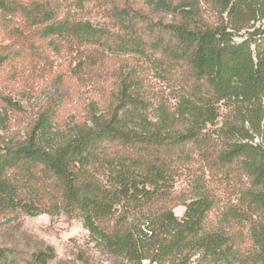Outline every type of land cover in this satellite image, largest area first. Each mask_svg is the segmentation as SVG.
<instances>
[{
  "label": "trees",
  "instance_id": "trees-1",
  "mask_svg": "<svg viewBox=\"0 0 264 264\" xmlns=\"http://www.w3.org/2000/svg\"><path fill=\"white\" fill-rule=\"evenodd\" d=\"M68 1L0 0V22L18 16L42 26L44 38L83 46L76 75L93 72L105 54H156L168 73L188 82L187 97L174 111L163 106L151 123L144 95L118 76L101 114L88 111L84 127L62 140L50 112L24 136L8 135L0 113V214L77 216L91 242L130 264H189L195 257L264 264V0H145L171 16L166 23H153L128 0H102L111 29L60 19L59 4ZM0 103L18 107L2 96ZM220 105L230 112L209 132ZM194 152L241 188L237 205L220 211L216 223L208 219L209 196L184 203L181 218L173 213V182ZM54 257L47 247L25 264ZM0 264H19L15 251L0 248Z\"/></svg>",
  "mask_w": 264,
  "mask_h": 264
},
{
  "label": "rangeland",
  "instance_id": "rangeland-1",
  "mask_svg": "<svg viewBox=\"0 0 264 264\" xmlns=\"http://www.w3.org/2000/svg\"><path fill=\"white\" fill-rule=\"evenodd\" d=\"M21 1L29 6L47 0ZM72 1L59 4L63 11L60 19L68 15L72 21L111 29V19L102 0ZM128 2L133 9L146 13L153 23H166L171 19L169 14L151 11L145 0ZM201 8L205 15H210L205 6ZM42 30V26H29L18 16L6 17L0 22V96L18 105L12 110L0 103L8 135H26L42 114L50 112L54 137L57 140L70 138L88 122V111L101 114V106L108 96L116 94L118 76L125 77L139 96L144 95L148 110L143 114L151 123L157 120L163 106L174 111L182 98L187 97L188 82L182 76L168 73L159 56L152 53L132 57L105 54L96 61L93 72L87 74L84 70L76 75L73 70L85 57L80 52L87 50L78 44H57L53 39L44 38ZM229 112L220 105L219 119L214 126L208 125L207 130L218 129ZM0 135H4L1 126ZM179 168L172 188L177 204L173 210L176 217H182L184 203L195 197L209 196L214 201V209L208 219L216 223L220 211L237 205L240 200L239 185L211 170L197 152L192 154L187 166ZM245 235H248V228ZM47 247H51L55 255L47 264H130L123 256L91 242L77 216L70 217L62 212L56 216L34 217L22 213L0 214V248L15 251L19 264H25L33 253ZM189 264L210 263L199 262L195 257Z\"/></svg>",
  "mask_w": 264,
  "mask_h": 264
}]
</instances>
